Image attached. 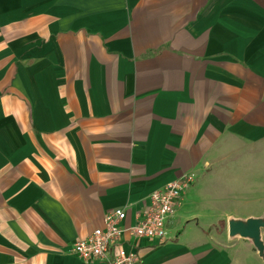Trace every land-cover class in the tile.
I'll return each mask as SVG.
<instances>
[{
    "label": "crops",
    "instance_id": "1",
    "mask_svg": "<svg viewBox=\"0 0 264 264\" xmlns=\"http://www.w3.org/2000/svg\"><path fill=\"white\" fill-rule=\"evenodd\" d=\"M263 140L264 0H0V264H104L72 246L184 174L137 264H264L219 177Z\"/></svg>",
    "mask_w": 264,
    "mask_h": 264
},
{
    "label": "built area",
    "instance_id": "2",
    "mask_svg": "<svg viewBox=\"0 0 264 264\" xmlns=\"http://www.w3.org/2000/svg\"><path fill=\"white\" fill-rule=\"evenodd\" d=\"M193 174H184L165 186L153 190L145 209L135 224H127L126 208H115L106 213L104 226L95 228L89 236L77 240L71 248L86 263L95 260L104 264H137L135 251L141 238L163 241L166 238L167 222L174 214L182 193L193 181ZM126 236L134 239L132 249L124 243Z\"/></svg>",
    "mask_w": 264,
    "mask_h": 264
},
{
    "label": "rangeland",
    "instance_id": "3",
    "mask_svg": "<svg viewBox=\"0 0 264 264\" xmlns=\"http://www.w3.org/2000/svg\"><path fill=\"white\" fill-rule=\"evenodd\" d=\"M228 164L222 165L220 187L228 190L239 208L252 212L237 215L264 216V140L243 152H235ZM218 174V173H217ZM245 200L247 201L245 203Z\"/></svg>",
    "mask_w": 264,
    "mask_h": 264
},
{
    "label": "water",
    "instance_id": "4",
    "mask_svg": "<svg viewBox=\"0 0 264 264\" xmlns=\"http://www.w3.org/2000/svg\"><path fill=\"white\" fill-rule=\"evenodd\" d=\"M264 227L263 217H249L243 219L229 220V234L231 236L240 235L252 239L254 245L261 255L264 254V242L261 238V229Z\"/></svg>",
    "mask_w": 264,
    "mask_h": 264
}]
</instances>
